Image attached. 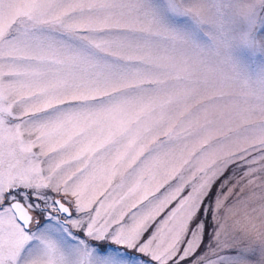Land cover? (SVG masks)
Listing matches in <instances>:
<instances>
[{"label": "snow or ice", "instance_id": "obj_1", "mask_svg": "<svg viewBox=\"0 0 264 264\" xmlns=\"http://www.w3.org/2000/svg\"><path fill=\"white\" fill-rule=\"evenodd\" d=\"M0 264H264V0H0Z\"/></svg>", "mask_w": 264, "mask_h": 264}]
</instances>
